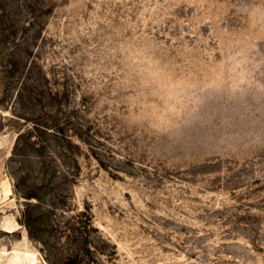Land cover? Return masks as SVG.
<instances>
[{
    "label": "rangeland",
    "instance_id": "1",
    "mask_svg": "<svg viewBox=\"0 0 264 264\" xmlns=\"http://www.w3.org/2000/svg\"><path fill=\"white\" fill-rule=\"evenodd\" d=\"M14 2L29 26L0 49L93 158L30 236L0 102V264H264V0Z\"/></svg>",
    "mask_w": 264,
    "mask_h": 264
},
{
    "label": "trees",
    "instance_id": "2",
    "mask_svg": "<svg viewBox=\"0 0 264 264\" xmlns=\"http://www.w3.org/2000/svg\"><path fill=\"white\" fill-rule=\"evenodd\" d=\"M15 3L14 0H0V41L5 43V46L11 43L10 40L21 29L25 30L29 26V21L22 20L26 10ZM31 38L35 40L36 34ZM6 50L0 49V102L9 103L11 119L17 124L8 164L16 195L26 203L20 224L31 236L33 231L34 234L40 232L36 224L44 216L35 215L36 207L45 205L53 211L61 210L67 213L63 210L68 197L66 188L75 185L80 168L79 152L82 151L81 146L88 144L86 139H83L81 125H77L81 127L76 128L78 132L71 129L66 131L64 125L70 124L71 121L58 109L43 110L41 115L35 113L36 102L42 103L45 96L54 100L59 93L49 88L48 90L46 85L41 83L40 76L34 78L31 75V62L26 61L23 55ZM32 82H39V87L46 91L36 90ZM3 120L0 116V121ZM87 151L93 158L89 145ZM63 189L65 191H62ZM80 216L79 220L73 217L70 219L74 221L77 231H85L88 223L82 221L84 213Z\"/></svg>",
    "mask_w": 264,
    "mask_h": 264
}]
</instances>
